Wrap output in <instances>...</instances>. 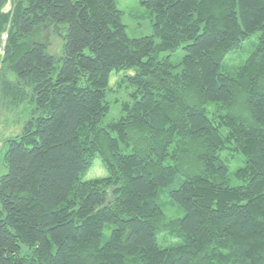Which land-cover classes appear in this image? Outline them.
I'll use <instances>...</instances> for the list:
<instances>
[{
  "label": "trees",
  "instance_id": "1",
  "mask_svg": "<svg viewBox=\"0 0 264 264\" xmlns=\"http://www.w3.org/2000/svg\"><path fill=\"white\" fill-rule=\"evenodd\" d=\"M141 3L152 35L130 38L114 0H0V106L31 105L5 142L0 264H264V0Z\"/></svg>",
  "mask_w": 264,
  "mask_h": 264
},
{
  "label": "rangeland",
  "instance_id": "2",
  "mask_svg": "<svg viewBox=\"0 0 264 264\" xmlns=\"http://www.w3.org/2000/svg\"><path fill=\"white\" fill-rule=\"evenodd\" d=\"M117 8L121 11V21L125 26V31L128 37L136 38L141 36L152 35V18L151 12L142 3V0H114ZM9 3L4 7L7 10ZM36 39L43 41L46 44L47 50L56 55H60V50L62 47V40L59 35L52 31V28L48 25L42 26L37 33ZM258 33H254L247 40L241 43V46L236 50L229 52L223 63L228 70L233 71L238 65H240L243 60L247 57L253 45L257 42ZM5 37L0 39V54L2 53V47L4 44ZM155 42L158 43V39L154 38ZM166 53H161L159 56L163 57ZM183 56V51L181 48L177 49L171 54V60L176 65L173 69L174 72L180 70L181 61ZM123 72L117 74L112 73L110 75V87L111 91L108 89L106 93V98L110 102V111L104 118V122L114 119L119 116L118 105L114 102L115 99L121 100L126 99L125 90L122 92L120 87H118L117 82L121 78ZM118 89L120 93L114 92ZM31 112V105L27 102L21 103L14 109H4L0 106V172L5 168L3 167V154L5 150V142L7 139L12 138L21 133V129L29 118ZM107 175V171L104 168L103 162L96 157L91 166L86 172L81 175L83 180H90L94 178H100ZM165 201V197L163 198ZM159 239L164 240V236L160 235ZM167 240H164L166 244Z\"/></svg>",
  "mask_w": 264,
  "mask_h": 264
},
{
  "label": "crops",
  "instance_id": "3",
  "mask_svg": "<svg viewBox=\"0 0 264 264\" xmlns=\"http://www.w3.org/2000/svg\"><path fill=\"white\" fill-rule=\"evenodd\" d=\"M3 171V170H2Z\"/></svg>",
  "mask_w": 264,
  "mask_h": 264
}]
</instances>
